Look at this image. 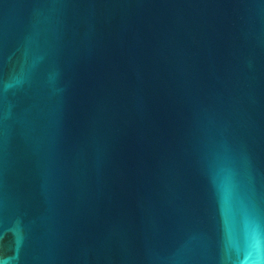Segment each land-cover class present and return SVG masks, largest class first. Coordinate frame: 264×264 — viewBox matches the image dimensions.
Listing matches in <instances>:
<instances>
[{
  "label": "water",
  "instance_id": "obj_1",
  "mask_svg": "<svg viewBox=\"0 0 264 264\" xmlns=\"http://www.w3.org/2000/svg\"><path fill=\"white\" fill-rule=\"evenodd\" d=\"M0 264H264V0H0Z\"/></svg>",
  "mask_w": 264,
  "mask_h": 264
}]
</instances>
